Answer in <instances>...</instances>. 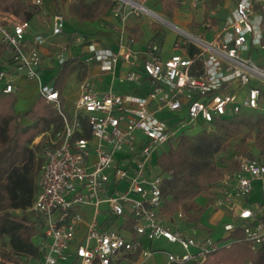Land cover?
Returning <instances> with one entry per match:
<instances>
[{"label": "built area", "instance_id": "2783aa9c", "mask_svg": "<svg viewBox=\"0 0 264 264\" xmlns=\"http://www.w3.org/2000/svg\"><path fill=\"white\" fill-rule=\"evenodd\" d=\"M149 1L113 0L111 12L122 30L134 16H155L156 22L176 31L174 49L178 52L163 59L160 36L144 49L135 50L124 43L121 31L118 51L91 44L88 58L101 62L106 71L120 60L130 63L134 68L127 74L130 81H139L138 70H142L152 84L146 96L97 95L89 92L85 83L71 115L63 109L55 86L40 83L39 96L55 105L64 124L45 143L39 192L31 208L42 223L41 257H24L21 264H58L73 246V264H120L137 253L147 259L153 251L143 247V237H163L181 246V253L166 251L162 264H205L207 256L222 247L166 224L161 207L167 176L157 160L181 135L192 134L195 126H202V131L203 125L247 110L264 113V66L250 55L252 47L264 48V0H231L233 6L221 25L215 23V9L208 8L206 0H191L193 8L208 12L201 23L194 24L193 31L166 21L147 6ZM188 1L178 0L179 5ZM35 3L40 5L42 0ZM64 22L62 13L54 15V35L63 32ZM31 26L29 20L0 11V43L13 50L16 71L40 79L42 55L38 46L46 40L38 35L34 46L28 48L26 35ZM246 53L249 56H244ZM14 76L0 71V91H17ZM129 103L135 106L129 107ZM86 117L91 136L76 137L85 131ZM239 164L238 170L226 173L213 186L215 205L229 209L240 221L227 222L224 230H243L245 241L259 251L264 249V160L241 156ZM257 180L262 182V198L254 208H243L238 199L250 196ZM103 204L108 205L111 218L122 220L119 228H104L99 223ZM87 207L93 208L90 220ZM84 223L85 233L78 239Z\"/></svg>", "mask_w": 264, "mask_h": 264}, {"label": "trees", "instance_id": "16d2710c", "mask_svg": "<svg viewBox=\"0 0 264 264\" xmlns=\"http://www.w3.org/2000/svg\"><path fill=\"white\" fill-rule=\"evenodd\" d=\"M162 3L166 11L173 14L176 0H162ZM113 4V0H75L68 7V15L80 22L100 20L111 11ZM41 10V6L32 0H0V11L11 12L23 20L31 21ZM142 31L138 24L129 28L130 39L133 42L140 40ZM8 48L0 44V56ZM73 61L68 59L62 64L55 86L60 94L66 86ZM18 101L17 92L0 91V236L8 237L12 249L7 251L0 247V264L21 263L27 256L41 257L40 245L33 240L42 232L41 220L37 218L40 232L35 223H24L14 217L13 211L34 213L31 208L40 187L37 178L40 162L37 150L31 145L41 135L43 144L48 131L55 134L64 124L58 109L45 98L38 96L24 114L17 109ZM24 117L32 123L24 125ZM83 124L85 131L77 133L76 137L89 138L92 130L87 117ZM210 126L211 130L204 128L196 134L181 135L158 157V167L167 176L162 184L161 211L169 216L173 226H178L173 215L185 209L187 219L182 226L208 231L201 222L206 207L198 202V197L212 189L226 173L238 170L239 157L255 158V152L248 148L249 139H254L257 149H264V113H244L218 119ZM239 137L237 154L218 161L217 155L228 151L229 141ZM244 237L243 230L234 231L230 238L235 241L209 254L205 264H264V249L255 252Z\"/></svg>", "mask_w": 264, "mask_h": 264}, {"label": "crops", "instance_id": "0c3cea01", "mask_svg": "<svg viewBox=\"0 0 264 264\" xmlns=\"http://www.w3.org/2000/svg\"><path fill=\"white\" fill-rule=\"evenodd\" d=\"M35 3V0H32ZM75 0H68V3L65 6V9H61V4L59 0H42L41 12H39L34 19L30 21L31 28L26 35V45L28 48L34 46V38L38 35H42L45 37V42L38 46V51L42 58V67L40 69V73L43 74L46 71H55L58 67L62 71V61H66L68 59H73L74 61L70 64V72L66 82V86L63 88L60 94V98L63 104V109L68 113H70V108H67V102L69 98L73 97V105L75 107L77 99L80 97L81 93H83V87L85 83L89 84V92L95 93L97 95H103L107 92H114L117 94H121L124 96H137L144 97L152 90V84L142 70H138L140 79L139 81H130L127 79V74L132 70L133 66L130 63L124 62L122 60L118 61L114 68L110 71H106L102 67V63L97 60L89 61L90 57L89 45L94 44L97 48H106L111 49L113 51H118L120 49L121 43V31L123 32V41L125 44H128L135 50L144 49L148 43H150L155 37L160 36V40H162V57L163 59H167L174 52H178L174 49V43L177 39L176 31H174L169 25L164 23H159L156 21H147L145 22V18L147 16L142 17H132L129 23L126 25L124 30H122V25L119 20L112 14L110 11L108 14L104 15L100 20L93 21H84L80 22V26L85 27V33H81L78 30L71 34H64L65 31L61 34L54 35L53 34V17L58 13H62L66 19L73 18L68 15V7ZM191 0L186 2L184 5H179L178 0L177 7L175 8L173 14H169L162 0H150L147 3V6L164 19L172 24H175L178 27H181L186 30H194V24L201 23L207 15L208 12L204 11L203 8H193L191 6ZM208 3V8H214V20H216V24L221 25L226 18L228 17L231 8L233 6L231 0H206ZM210 6V7H209ZM159 7V8H157ZM168 14L171 17H175L182 24H177L169 20L165 17ZM138 24L142 31V36L138 41H132L130 39L129 28ZM160 24L166 25V27H160ZM65 25V22H64ZM159 25V26H158ZM171 28L173 31V40L171 43H167L168 38V30L165 28ZM64 28V26H63ZM146 28L149 30L147 31ZM210 35H208L209 37ZM81 39V41L78 40ZM1 44V43H0ZM168 47V53L165 50ZM13 50L8 48L3 55L0 56V71L6 70L14 73L15 84L17 86V94L19 96V101L17 104V109L22 114L29 111L30 107L36 102L39 95V86L42 83L41 78H28L24 74H21L16 71L15 64L13 63ZM61 71L58 77L61 74ZM53 86H56L57 78ZM36 86L37 88L34 90L35 94L31 100H29L28 93H26V89L28 86ZM100 86V89H96L97 86ZM1 86V85H0ZM72 92V93H71ZM22 97V98H21ZM28 99V100H26ZM129 107H134V104L129 103ZM69 109V110H68ZM162 117H168L165 114H160ZM22 122L24 125H29L32 121L27 118H23ZM52 132V131H51ZM48 133V132H47ZM43 135L37 137L32 143L31 147L36 149L40 143V139H42ZM38 154V151H37ZM44 159V156H43ZM255 183H260L261 186H255ZM255 190L258 189L259 200L254 203L249 204V199L239 198L238 202L241 206L251 207L254 206L261 200L262 198V182L257 180L254 182ZM255 190L254 195L255 194ZM213 197V202L208 205L207 201L204 204L203 201H200L204 207H206L205 212H203L201 216V222L203 226H205L207 230H202L197 227L187 228L181 226H173L169 216H167L166 224L173 229H181L186 231L190 235L194 236L200 241H215L218 242L222 247L226 243H233L235 240L230 238L231 233H228L224 230V224L229 221H235L239 223V220H236L232 217L229 209L225 207H216L215 205V196L214 190H210ZM253 194V193H252ZM251 194V195H252ZM205 198L202 194L198 197V200ZM209 204V201H208ZM106 207V208H102ZM102 213L99 215L98 220L102 227H120L122 220H116L109 215L108 205L103 204L101 206ZM85 212L87 214V219H91L93 214V208L87 207L85 208ZM167 215V214H166ZM86 223L81 226V229L78 232V239H81V236L85 233ZM236 231V230H235ZM43 229L40 235H37L33 238L34 242L37 245H41L43 241ZM143 247L145 249H151L153 251V255L147 259H142L139 253L132 254L128 258L123 259L120 264H133L134 261L139 260V264H162L165 261V253L166 251L181 253L183 249L177 243H170L167 239L161 237L158 239L150 240L147 237L142 238ZM257 252V251H255ZM75 262V246L71 247L68 251V256L65 260H61L58 264H73ZM199 262H189L187 264H197ZM201 264V263H199Z\"/></svg>", "mask_w": 264, "mask_h": 264}, {"label": "rangeland", "instance_id": "374dc122", "mask_svg": "<svg viewBox=\"0 0 264 264\" xmlns=\"http://www.w3.org/2000/svg\"><path fill=\"white\" fill-rule=\"evenodd\" d=\"M59 1H60V3L62 2L61 9L63 11V9H65L66 4L68 3V0H59ZM157 8H159V7H157ZM165 15H166L165 17H167L169 20H171L173 22H176L177 24H182L175 17L173 18V17H171L168 14H165ZM152 20L155 21V16H151L150 15V16H147L144 21L147 22V21H152ZM160 27H163V29H164V27H166V25L160 24L159 28ZM63 29L65 31L64 34H71V33L75 32V30L76 31L78 30L81 33H85L84 31H86V28L83 27V26L81 27L79 21L77 19H73V18L66 19ZM165 29L168 30L167 43H171V41L173 40V35H172L173 31L168 26ZM146 30L149 31L147 28H146ZM210 37L211 36H209V38ZM165 52L168 53V47L165 50ZM250 55L252 56V58L258 64L264 66V48L263 47H258V48L257 47H252ZM244 56H249V54L246 53V54H244ZM57 66L58 67L55 69V71H46L43 74H41V81H42V83H44V85L45 84H52V83H54V81H56V79H52V76L54 75L55 76L54 78L58 77L61 69L59 68L58 64H57ZM256 84H258V83H256ZM36 86H38V84H36L35 86L33 85L32 87L28 86V88L25 90L26 93H28V95H30L29 96V100H31L33 98V96L35 94L34 90L37 88ZM262 86H263V90H264V84ZM100 88L101 87L99 85L96 87V89H100ZM26 100H28V99H26ZM67 108H70V113H72V115H73V113L75 112V107L73 105V97L72 96L69 98V101L67 102ZM253 112L257 113V112H260V111L259 110H247V113H253ZM201 128H202V126H199V125L195 126L193 128V131H192L193 133L192 134L198 133L201 130ZM203 128L211 130V126L210 125H203ZM50 136H52V132L48 131V133L45 135V139L43 140L44 143L43 144L41 143V140L43 139V137H42V139H40V141H39L41 143V146L39 148L35 147L36 150L38 151V157H39V162H40V168H39V172H38L37 178H39V174L41 172V166H42V164L44 162L43 151H44L45 143H46V141L50 140ZM240 142H241V137L236 138V139H231L229 141L228 151L226 153H222V154L217 155L216 159L219 161L222 157H225V156L228 157V158L234 157L237 154V152H238V148L237 147L240 144ZM248 148H249V151L255 152L256 157L260 158L261 160H264V149H263V151H260V149H257L255 147V144H254V139H249L248 140ZM158 171H159V169H155V172H158ZM256 185L258 187L261 186L260 183H255V186ZM210 190L205 192V193H203L205 198H202L201 200H198L199 203H200V201H203L204 204L207 201V204H206L207 207H208V205H210L213 202V197H212L213 193H211ZM258 191H259L258 189L255 190V194L256 195H254V192H253V194L250 195V196H247V197L243 196L244 200L246 198L249 199V201H248L249 204L256 202L257 200H259ZM208 201H209V204H208ZM102 208H106V207H102ZM13 215L18 220H20V221H22L24 223H30V224H34L35 223L37 225V228L41 232V229L39 228V225H38V222H37L38 221L37 217L31 211H25L24 212V211H21V210H16V211H13ZM173 219H174V222L177 225H179L181 227H184L182 225H184L183 223H185V220L187 219V216L185 214V209H180L179 211H177L173 215ZM9 241L10 240L8 239L7 236L1 235L0 236V247L4 248L7 251H11L12 249L10 247ZM8 263H10V264H21V263H16V262H8Z\"/></svg>", "mask_w": 264, "mask_h": 264}]
</instances>
